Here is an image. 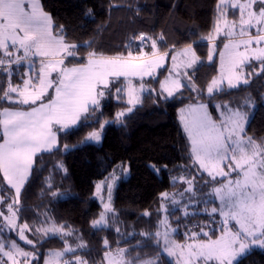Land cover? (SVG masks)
<instances>
[{
  "label": "trees",
  "instance_id": "trees-1",
  "mask_svg": "<svg viewBox=\"0 0 264 264\" xmlns=\"http://www.w3.org/2000/svg\"><path fill=\"white\" fill-rule=\"evenodd\" d=\"M39 2L51 17L53 33L78 46L74 49L78 57L67 59V63L82 64L86 61L84 56L90 52L124 56L144 50L150 54L154 51L152 39L157 41L155 52L171 53L191 45L198 59L186 67L183 86L171 96L158 92L164 68L158 70L157 76L146 78L152 89L144 91L140 102L121 117L116 114L126 108V97L122 79H113L94 114H85L86 120L81 117L75 126L57 131L56 147L34 156L30 174L20 192L17 222L27 223L33 230L48 225L65 227L60 234L28 231L27 237L34 245L23 242V247L35 253L32 264H42L49 250L64 248L65 239L76 249L74 254L67 253L65 257H80L87 264H105V253L120 249L126 250L123 256L132 263L149 258L152 264H176L162 253L155 235L161 218V194L179 188V181H171V177H195L207 180L209 184L223 180L212 181L199 169L178 119V109L203 101L211 116L217 118L215 101L227 102L232 107H239L243 102L245 106L252 101L254 106L245 125V136L264 145V72L260 71V62L252 60L245 64L247 84L206 93V86L218 72L221 41L216 42L212 60L208 59L207 42L220 16L218 0ZM226 14L237 19L239 12L226 9ZM141 34L152 39L142 42L138 39ZM0 57H3L1 50ZM11 69L13 75L18 76L24 66L13 64ZM6 78L7 73L0 70V89H5ZM117 88L122 89L121 92L117 93ZM29 106L0 100V111L5 107ZM103 123L101 141L86 140L87 135L100 129ZM120 164L127 165L129 174L119 178L114 187L109 224L93 227L92 222L101 211V205L93 195L95 184L108 178L112 170L118 171ZM54 192L58 195L54 196ZM0 193L14 197L2 174ZM5 206L6 203L0 205L2 211ZM146 212L149 215H145ZM169 217L172 225L177 227L174 237L178 240L185 238V232L188 235L198 233L197 238L218 235L219 229L215 227L218 216L196 213L184 219L180 210H173ZM209 218L213 219L212 225L208 224ZM194 223L196 226H192ZM201 229H207L208 236L199 233ZM68 232L72 234L64 235ZM80 244L85 246L78 247ZM233 264H264V250L252 248Z\"/></svg>",
  "mask_w": 264,
  "mask_h": 264
},
{
  "label": "snow or ice",
  "instance_id": "snow-or-ice-1",
  "mask_svg": "<svg viewBox=\"0 0 264 264\" xmlns=\"http://www.w3.org/2000/svg\"><path fill=\"white\" fill-rule=\"evenodd\" d=\"M226 9H237L240 13L238 22L240 39L232 44L233 52L230 53L232 68H238L245 61L250 62L255 59L260 62V71L264 72V0H243V2L241 0H219L217 10L220 16L217 18L215 30L217 32L222 30L220 27L222 18L224 28L227 29L226 35L232 37L238 25L235 20L229 23ZM253 27L256 29L254 34L251 31ZM51 28V17L43 12L39 0H0V50L3 51V57H0V70L10 77L11 65L18 64L31 55L55 57L61 51L69 56L74 55L73 50L78 46L64 43L63 36H54ZM138 39L143 42L152 38L141 34ZM230 43H232L231 40ZM9 44L17 51L23 50V54L16 56L15 61L11 59L13 53ZM252 45L256 47H251ZM241 46H243V51H240ZM156 47L157 41L152 39L153 60H143L139 63L134 62L137 58L132 57L131 53L128 58H125L123 56L107 57L90 52L87 64L72 68L61 67L58 70L57 65H62L63 60L50 59L36 73L35 82L32 78L24 80V88L21 89L18 85L14 86L9 79L8 87L0 89L3 92L0 100L11 102L13 101L12 94L16 93L22 98L17 101L21 104L35 105L38 101L40 102L39 106L32 107L31 111H13L10 108L0 111V128L3 133V142L0 143V174L3 176V181L10 188L15 189L14 197L0 194V205L7 204V213L0 211V217L6 220L5 226L17 230L20 240L34 245L33 240L25 235L26 232H43L45 235L63 233L65 227L61 225L33 230L27 223L22 226L17 224L20 212L18 207L20 192L27 179L28 170L31 168L32 157L41 150L51 151L56 144V137L52 132L53 123L62 124L64 128H68L76 124L81 117L86 120L88 117L85 114H94L99 107V97L104 95L99 86L103 85L107 88L111 82L109 77L127 78L130 75L150 74L154 61L164 59V56L157 57ZM224 47L229 48V44H225ZM250 49L251 55H249ZM184 52L191 53L192 60L189 63L191 66V63L198 59L191 45ZM164 55L166 56L167 53ZM220 55L223 60L224 53L221 52ZM211 58L210 52L209 59ZM29 63L31 64V61ZM155 66L160 67L161 65L156 63ZM51 72H57V78L48 79ZM224 78L223 75L220 80L213 78L208 85V93L212 94L214 90H220L219 85ZM234 78L237 81L235 83ZM227 80L230 88L239 86L238 73H230ZM173 83L174 88H169L167 82L161 84L169 96L173 95L174 90L183 86L179 81ZM243 83L247 84L248 80L244 79ZM54 84L55 97L48 96L47 102H44L48 95L47 89L53 87ZM140 87L143 89L144 85L141 84ZM121 90L116 89L117 93ZM134 91V89L129 90L130 97ZM134 102L137 100L129 99V103ZM223 107L228 109V114L218 124L207 111V105L200 104L198 108L202 111L198 112L190 124H185V131L191 140L195 161L199 162L200 167L208 172L212 181H215L217 176L226 178L230 173H237L234 181L228 180L226 184L221 183L220 187L213 189V193L221 201L219 212L225 218L222 223L227 225L229 220H235L239 229L223 231L216 239L209 237L206 240H194L191 244L177 245L176 247L181 249V255H183L184 248H187L189 257L187 264H191V258L202 259L204 264H208L209 261H215L217 264H233L236 257L250 245H259L264 248V145L257 144L251 137L245 138L244 126L248 113L239 109L232 110L228 105ZM192 111L197 112V109L192 108ZM122 115L124 113H119L118 117ZM102 128L103 125H101ZM87 139L99 141L100 132H90ZM151 167L154 168V166ZM225 168L229 171H225ZM121 169L127 171L125 166H121ZM115 178L113 174L112 179ZM108 180L109 178H105V181L97 185V192H100L102 185H107L109 203L104 204V208L112 211L110 204L112 183ZM185 183L189 187L179 193L181 197L185 193L194 194L193 181L186 180ZM52 194L58 195L55 192ZM161 196L167 200L169 194L162 193ZM9 200L11 202H8ZM212 212H217V209L213 208ZM145 215L149 213L146 212ZM106 223L105 213H101L99 219L92 222L93 227L103 226ZM162 223L166 224V220ZM116 230L119 232V228ZM71 234L68 232L64 235ZM155 235L159 237L161 233L157 231ZM197 235L198 233H193V237ZM204 235L208 236V233ZM164 242L168 254L175 255L173 248L168 246L167 232L164 233ZM107 243L105 240L106 246ZM65 244L67 245L66 239ZM84 246L83 244L78 245V247ZM4 248L5 245L0 243V252H3L9 259H13L14 252L25 257V260L30 255L35 258V253L23 251L15 241L11 242L9 251L4 252ZM75 251L76 249L69 245L63 252L55 253V256L60 257L64 253L74 254ZM125 251L124 249L118 250L119 256L122 257ZM105 255L107 257L108 254ZM13 264H16L14 260ZM45 264H52L51 258L46 260ZM64 264H87V261L75 257L74 260H65ZM112 264H132V262H121V260L114 259ZM147 264H152V262L149 261Z\"/></svg>",
  "mask_w": 264,
  "mask_h": 264
},
{
  "label": "rangeland",
  "instance_id": "rangeland-1",
  "mask_svg": "<svg viewBox=\"0 0 264 264\" xmlns=\"http://www.w3.org/2000/svg\"><path fill=\"white\" fill-rule=\"evenodd\" d=\"M241 2H243V0H241ZM218 3H219V0H218ZM39 5L41 7L40 2H39ZM43 12H45V11L43 10ZM45 13H47V12H45ZM227 19H228L229 23H231L233 20L237 21L238 26H237L233 36L229 37L226 35L227 29L224 28L223 19L221 18L220 19V27L222 30L220 32H217L214 28L211 35L207 39V42L209 43L208 50H209V53L211 52L212 58L214 57V54L216 52V42L221 41V45H220V48L218 51V61H217L218 62V72L215 76L212 77V79L216 78L217 80H220L222 75L225 77L223 79L222 83L219 85L220 89L221 88H230L228 86V80H227V76L230 73H233V74L238 73L239 77H240L239 84H242L243 80L247 79L246 74H245V70H244V66H245V64L249 63L248 61H245V63L239 65L238 68H232L230 53L233 52L232 44L240 39L239 24H238L239 19H240V13L237 16V19H232L229 17H227ZM51 31H52V28H51ZM251 31L254 34L256 31L255 27H253ZM52 33H53V31H52ZM53 35L54 36H62L60 34H54V33H53ZM230 40L232 41V43H230ZM64 43L70 44V43L66 42L65 39H64ZM225 44H229V48L226 49L224 47ZM9 47L13 53V55L11 57V59L13 61H15L16 56L23 54L22 49L17 51V49L13 48L11 46V44H9ZM251 47H256V45H252ZM187 48H188V46L179 47V48L175 49L174 51H172L171 53H167L166 56L164 55L166 52H164V53L163 52H156L157 57L164 56V59H162V60L156 59L154 61V63L152 64V67L150 69V74H144L143 76H141V75H130L127 78H125L123 76L118 77V78L109 77L110 81H112L113 79H122V87H123V91H124V94L126 97L127 106H126V108H123L119 112H117V114H116L117 117H118L119 113L126 114L129 112L128 109L132 110L133 107L136 106L140 102L142 93L144 91L152 89L151 85L148 84L145 81V79L150 77V76H154V75L157 76L158 70L160 68H164L165 72L163 73V75L161 76L160 81H159V89H158L159 93L169 96L168 92L161 87V84L164 82H167L169 88H174L173 82H175V81H179L182 84L183 78H184L183 73H184L186 67L189 66L190 61L192 60L191 53L190 52L189 53L184 52V50ZM191 48H192V51L195 52L193 47H191ZM240 51H243V46H241ZM1 52L3 53L2 50H1ZM221 52L224 53L223 60L221 59V55H220ZM74 53H75V51H74ZM209 53H208V59H209ZM88 54H86L84 56V59H86V61L82 64H80V63L79 64L67 63L66 62L67 59L73 58V57H78V56L76 54L69 56L64 51L59 52V54L56 55L55 57H44V56H40V55H31L27 59H24L20 62L24 66V69L20 73H18L19 74L18 76L13 75L14 71H13V69H11V76L9 77V75L7 74V78H6L4 87H5V89L8 87L9 79H11V83L14 86L18 85V86H20L21 89L24 88V83H23L24 80H28V79L32 78L33 82H35L36 73H38L40 68L44 64H47L50 59H52V60H61L62 59L63 60L62 65H59V64L57 65V69L59 70V68H61V67L72 68V67H79L81 65L87 64ZM96 54L97 55H103V54H98V53H96ZM131 54H132V57L137 58L134 61L135 63H139L140 61H143V60H149V61L153 60V57L151 55L152 53H150V54L146 53L144 50L140 51L139 53H131ZM195 55H196V57H198L196 52H195ZM249 55H251V49L249 50ZM103 56L116 57V56H122V55H103ZM123 57L128 58L129 54L124 55ZM173 57H175V60H173ZM212 58H211V60H212ZM5 59H7V58H5ZM252 60H255V59H252ZM29 61H31V64L29 63ZM42 61H43V64H42ZM156 63L160 64L161 66L156 67L155 66ZM13 64L18 65L19 63L18 64L13 63ZM191 64H193V63H191ZM55 78H57V72H51V75L48 76V79H55ZM212 79L210 80V82L212 81ZM233 82L234 83L237 82L235 80V78H234ZM110 83H109V85H110ZM209 83H208V85H209ZM141 84L144 85L143 89H141V87H140ZM208 85L206 86V93H208V91H207ZM120 86H121V84H120ZM99 88H100V90H102L104 92V95L102 97H99V101H100L99 105H100L102 103V100L104 99V96L106 94L105 90L107 88H104L103 85H100ZM130 89L135 90L132 97H130V95H129ZM29 91H32V89H29ZM175 91L176 90H174L173 93ZM214 91H217V90H214ZM47 94L48 95L45 97L44 102H47L48 96H51L52 98L55 97V95H56L55 84L53 85V87L47 89ZM12 97H13V102H17L19 99H22L21 97H18V95L16 93H13ZM130 98L136 99L137 102L129 103ZM17 103H19V102H17ZM39 103L40 102L38 101L37 104L30 105L29 107H26V108H10V107H5V108H10L13 111H31V108L32 107H38ZM200 104L206 105L205 102H203V101H197V102H193V103L187 104L185 106H182L178 109V119H179V121L182 122V125L184 128H185L186 123L190 124L192 122V120L195 118V116L198 114V112L202 111V110H199V108H198V106ZM214 105H215L218 117L217 118L212 117V119L215 120L219 124V122L225 118V115L228 114V109L224 108L223 107L224 105H228V107L231 108L232 110L239 109L242 112L248 113V119H249V117L251 115L252 107L254 106V103L252 101H251V103L247 102L246 105L244 106V102H243L242 105L239 107H232L227 102L215 101ZM243 106H244V108H243ZM192 108H196L197 112L192 111ZM207 111L209 112L208 107H207ZM119 117H121V116H119ZM248 119H247V121H248ZM78 122L79 121H77L76 124ZM105 123H103L102 125L104 126ZM76 124L71 125L68 128H71V127L75 126ZM245 125H246V123H245ZM68 128H64L62 124L53 123L52 132L55 134V137H56V144H55V146H53V148L56 147V145H57V131L58 130H66ZM95 131L100 132V140L96 141V140L87 139L88 135L86 137V140H90V141H93L95 143H99L101 141V138H102V129L100 128V129L95 130ZM0 133L3 135L2 128H0ZM2 142L3 141L1 138L0 143H2ZM41 151H45V150H41ZM41 151L36 152L35 155ZM34 156L32 157V165H33V161H34ZM197 163H198L199 169L208 175V172L200 167L199 162H197ZM121 166H125L127 171L126 172L122 171L121 168H119L118 171H116V172L112 170V172L110 173V176L108 177L109 178L108 182L112 183L111 201H110L111 208H112V196H113L114 187L116 186L119 178H126L129 174L127 165L120 164L119 167H121ZM30 170H31V168L28 170L27 178L30 174ZM224 170L229 171L228 168H225ZM113 174L116 177L114 180L112 179ZM181 178H183V179H181ZM216 178H219V179L223 178V180L218 182L217 184H209V183H206L207 180H202L200 178H195V177H192L189 179H187V177L185 178L183 176L171 177V181H179V183H180L179 188L163 192V193H168L169 197L167 200H164L162 198L161 205H163V207H160L161 218L158 222V229L156 230V232L159 231L161 233V235L159 237L156 236V239H157V241H159L162 253L165 256H167L170 260L174 261L176 264H187V262L189 260L187 248L186 247L184 248L183 255H181V249L179 247H176L177 245H187V244L193 243L194 240H206L209 237L197 238V236L193 237V233H195V232H191L190 235H188V233L185 232V235H186L185 238L182 240H178L177 238L174 237V233L176 232L177 227L172 225V222H171L170 217H169L170 211L180 210L181 215L184 217V219H186V217H188V216L191 217L193 214H196V213L204 214V215H208V216H212V217L218 216L219 220L216 223L215 227L219 229V232H218V235L216 237H211L212 239H216V238L220 237L223 231H227L229 229H231L232 231H237L239 229V225L236 224L235 220H229L227 225L222 223L225 218L222 217L220 215V212H219V209L221 206V201L213 193V189L216 187H220L221 183L226 184L228 182V180L234 181L237 178V173H230V175L226 178L220 177V176H217ZM186 180H192L193 181L194 194L193 193H185L184 196L181 197L179 195V193H181L184 189L189 187V185L187 183H185ZM102 181H105V179H101V180H98L96 182L93 195L99 201V203L101 205L100 214L101 213L106 214L107 223H106V225H103V226H108V224H109L108 217H109L110 212L113 211V209H112V211H107L104 208V204L109 203V194H108L107 185L106 184L102 185L100 192L99 193L97 192V185L101 184ZM11 190L13 192L12 195L15 196V189L11 188ZM173 194H176V195L173 196ZM213 208H216L217 212L213 213L212 212ZM0 211H2L1 208H0ZM3 212L7 213V204H6L5 210ZM100 214L95 220L99 219ZM165 220H166V224L162 223V221H165ZM212 222H213V219L209 218L208 224L212 225L213 224ZM6 223H7L6 220L3 217H0V243H3L5 245L4 252L9 251L11 242L15 241L20 246V248L23 249V251L33 253V251L23 247L22 243L24 241L19 239L17 230H14L11 227L5 226ZM202 223L204 224L205 222H202ZM17 224H18V222H17ZM18 225L22 226L23 224H18ZM53 226H56V225H48L45 228H51ZM192 226H196V223L192 224ZM99 227H102V226H99ZM212 227L213 226H210V228H212ZM201 230L199 231V233H207L208 232L207 229H201ZM156 232H155V234H156ZM165 232L168 233V241H169L168 246L173 248L175 255H169L168 252L165 250V242H164V233ZM53 234H60V233H53ZM25 235L27 236L26 233H25ZM69 245L73 248V246L69 242H67V245H65V247L69 246ZM65 247L62 249H51V250H49L47 252L42 264H45V261L50 259V258L52 260V264H64L65 260H74L75 259L74 256L73 257H68V256L65 257V255L67 253H64V255L60 256V257L55 256V253L63 252ZM237 247H238V245H237ZM252 248H260V249L264 250V248L260 247L259 245H250L243 253L239 254L236 257V259ZM106 253L108 255H107V257L105 255V260H106L105 264H112L114 259L121 260V262L128 261L125 259L124 256H122V257L119 256L118 250L117 251L116 250L108 251ZM33 259H34L33 256L30 255L27 257V260H25V257H23L22 255H20L18 253H15V252L13 253V259H9V257L4 255L3 252H0V264H13V260L16 262V264H32ZM149 261L152 262L151 259L147 258L144 260H139L138 262L132 263V264H147V262H149ZM191 264H204V261L202 259L191 258ZM208 264H217V262L209 261Z\"/></svg>",
  "mask_w": 264,
  "mask_h": 264
},
{
  "label": "crops",
  "instance_id": "crops-1",
  "mask_svg": "<svg viewBox=\"0 0 264 264\" xmlns=\"http://www.w3.org/2000/svg\"><path fill=\"white\" fill-rule=\"evenodd\" d=\"M206 104V103H205ZM207 105V104H206ZM180 123H181V125H182V122L180 121ZM182 127H183V125H182ZM184 128V127H183ZM184 130H185V128H184ZM186 132V131H185ZM186 134H187V137H188V139H189V141H190V138H189V135H188V133L186 132ZM246 137V136H245ZM247 138V137H246ZM190 146H191V152H192V144H191V141H190ZM192 155H193V153H192ZM193 158H194V156H193ZM194 160H195V158H194ZM198 164V163H197Z\"/></svg>",
  "mask_w": 264,
  "mask_h": 264
}]
</instances>
